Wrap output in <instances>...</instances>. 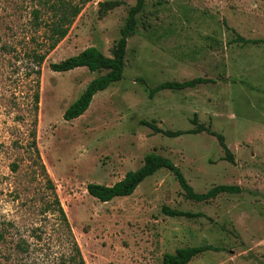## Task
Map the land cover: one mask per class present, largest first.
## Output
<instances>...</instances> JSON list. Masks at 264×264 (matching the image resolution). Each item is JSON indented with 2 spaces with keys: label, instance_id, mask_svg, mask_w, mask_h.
Segmentation results:
<instances>
[{
  "label": "rangeland",
  "instance_id": "374dc122",
  "mask_svg": "<svg viewBox=\"0 0 264 264\" xmlns=\"http://www.w3.org/2000/svg\"><path fill=\"white\" fill-rule=\"evenodd\" d=\"M136 3L86 4L38 76L26 52L48 48L47 29L34 27L32 11L41 7L0 0V264H67L73 239L87 264H163L167 253L203 245L221 251L189 264H264V0H146L123 79L65 121L106 72L58 73L51 64L89 47L113 57ZM196 78L210 82L150 97L161 83ZM34 130L74 238L46 211L53 196L29 146ZM178 131L191 133L167 136ZM149 154L173 161L196 193L220 185L241 192L195 202L162 169L129 197L103 203L88 193L89 184L112 186L140 169ZM164 207L200 216L174 218Z\"/></svg>",
  "mask_w": 264,
  "mask_h": 264
},
{
  "label": "trees",
  "instance_id": "16d2710c",
  "mask_svg": "<svg viewBox=\"0 0 264 264\" xmlns=\"http://www.w3.org/2000/svg\"><path fill=\"white\" fill-rule=\"evenodd\" d=\"M91 1L93 0H36V6L41 8H34L32 11L35 21L34 27L35 29L39 30L42 25H44L43 27L47 29L45 32V37L48 48L40 51L33 50L32 52H26L28 58L33 60V63L35 64L36 69L33 70L34 74L38 76L41 74L40 67L43 65L48 54L56 49V47L68 36L71 26L79 17L85 5ZM145 1L146 0H137L136 5L129 10L127 22L121 29V37L115 46L113 57L105 56L97 47H89L78 55L72 56L59 63L51 64V70L58 73L69 72L78 68H87L91 72H106L105 74L100 75L98 78L92 80L79 99L65 111L63 116L65 121L69 122L80 118L90 108L94 97L99 92L107 90L113 84L123 79L128 39L137 33L138 15L144 10ZM42 14H47L50 17V20L44 21L41 19ZM241 39L244 40L242 37ZM36 43L38 42L36 41ZM1 49L5 52H10L9 47L6 45L2 46ZM209 82L210 80L205 78H196L194 80H188L184 82L167 81L151 89L150 97L153 98L156 94L166 90L183 91L186 89H194L198 85L207 84ZM38 84L39 82L37 81V87ZM33 99V108L34 111L37 112L40 103V94L38 89L34 93ZM144 124L153 128L155 131H160L159 128L154 124L148 122H145ZM190 133L191 132L178 131L167 133V136L171 138H178ZM31 137L32 141L29 146L35 154V162L41 167L47 179V189L51 191V195L53 196L52 201L46 202V211L57 212L61 220L69 229L70 236L74 238L66 216V212L64 211L57 195L55 184L49 177L45 165L42 163L39 148L37 146L35 130L32 132ZM220 140L222 142V138H220ZM222 145L224 146L223 142ZM231 162H233L232 159ZM162 169L170 171L178 180L188 199L195 202H209L224 193L237 194L241 192V188L239 186L220 185L210 189L206 193H196L193 187L184 177V174L181 172L180 168L177 167L173 161H171L169 158L155 154L147 155L144 158V165L140 169L128 172L124 179L115 183L114 185L107 186L103 184L92 183L88 185L87 191L92 197L103 203L110 202L115 198L129 197L135 193L137 188L147 178L153 176ZM163 212L166 215L174 218H194L200 216V214L182 212L179 210L170 209L168 207H164ZM2 237L3 236L0 234V241L2 240ZM73 240L75 255L70 257L66 263L87 264L76 240ZM220 251V248L212 245L181 248L177 249L175 253L165 254L163 257V264H189L192 260L209 252Z\"/></svg>",
  "mask_w": 264,
  "mask_h": 264
}]
</instances>
